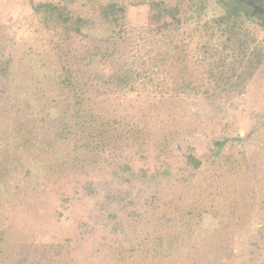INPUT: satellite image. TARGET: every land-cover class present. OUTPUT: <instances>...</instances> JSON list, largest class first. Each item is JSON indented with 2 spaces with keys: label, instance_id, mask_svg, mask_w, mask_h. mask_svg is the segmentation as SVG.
I'll list each match as a JSON object with an SVG mask.
<instances>
[{
  "label": "rangeland",
  "instance_id": "rangeland-1",
  "mask_svg": "<svg viewBox=\"0 0 264 264\" xmlns=\"http://www.w3.org/2000/svg\"><path fill=\"white\" fill-rule=\"evenodd\" d=\"M33 1L42 0H0V60L15 64L11 75L0 71V113L4 106L8 112L7 119L0 115V142H7V153L0 152V158L5 154L23 157L25 150L14 142V136L26 130L35 135L32 155L40 163V171L31 183L30 202H23L18 209L0 201V224L18 235L11 236L16 239L12 255L17 259L22 256L23 249L16 242L31 238L49 242L50 256L64 250L59 264H131L133 256L139 255L140 250L145 252L148 242L156 236H226L231 238L233 255L225 258L223 264H264V64L242 91L228 94L230 89L215 84L206 72L212 60L208 59L205 66L198 63L201 55L197 42L199 32L206 30L204 22L187 21L182 9L178 26L151 36L147 28L158 23L150 17L147 6L126 3L123 26L131 32V50L136 43L144 55L141 61L152 64L155 59L148 53L153 52L155 44L158 48L165 46L167 64H158L155 78L161 85L153 86L142 104H118L111 98H98L95 111L103 122L109 120L115 126L117 137L113 141L117 142L108 147L99 145L100 152L109 150V155L102 156H108L109 162L98 160L94 173L104 177L108 171L116 188L122 185L120 179H115L118 165L133 182H124L131 189V203L119 206L111 197L112 214L105 218L104 191L96 198L86 195V174L75 173L70 163H63L66 146L57 143L53 148L54 141L48 147L43 144L52 137L48 136L51 125L53 131L62 132L54 118L59 119L63 112H49L59 94L53 82L44 79L59 60L57 43L41 28L33 12ZM214 1L210 0L211 4ZM78 8L82 10L80 0L73 7ZM220 11L209 9L207 13ZM253 28L262 31L261 40L264 34L260 24L256 22ZM167 33L172 41L165 37ZM62 36L63 43H73L78 48L88 41L76 32L71 33V38ZM61 56V60H69ZM172 60L174 66L170 67ZM238 60L242 62L244 57ZM188 80H193L198 88L187 93L171 89L175 82ZM41 93L49 99L45 105L37 106L31 96ZM156 143H160L163 153L174 157L172 160H178L174 165L177 175L172 181L150 179L158 164ZM184 152L195 154L207 171L196 175L186 172L179 160ZM217 152L220 156L215 157ZM80 159V155L76 156L74 162ZM233 162L236 172L228 167ZM142 170L146 175L140 173ZM185 178H190L189 182L183 183ZM4 185L0 180V190ZM168 196H173L176 203L167 202ZM181 196L184 201L179 202ZM187 205L196 207L194 215L172 210V206L182 210ZM203 206L208 211L199 215ZM168 217L173 222L167 221ZM68 241L73 244L72 249H64ZM191 246V254H179L189 263L197 257V247L193 242ZM170 251L175 253L174 249ZM135 259L136 264H149L141 257ZM181 259L178 264H183Z\"/></svg>",
  "mask_w": 264,
  "mask_h": 264
},
{
  "label": "trees",
  "instance_id": "trees-1",
  "mask_svg": "<svg viewBox=\"0 0 264 264\" xmlns=\"http://www.w3.org/2000/svg\"><path fill=\"white\" fill-rule=\"evenodd\" d=\"M77 1L42 0L32 3L33 12L37 16L41 28L45 33H50L49 37L56 41V56L59 57L50 75L46 76L44 81L53 82L59 94V98L53 100L52 106L49 107V112L51 109L52 113L63 112L59 119L54 118L58 120L62 132L58 134L57 131H53V125H51L48 136L52 137L44 141L43 144L47 143L48 147L54 141L53 148L57 143L66 146L64 150L67 151V155L64 156L63 163H70L71 169L75 173L86 174L85 194L96 198L100 196L101 190L104 191L103 202L107 205L103 206L105 207L103 215L106 218L108 215L111 216L112 207H114L113 200H109L111 197H114V201L119 206L131 203L133 200V197H130L131 189H127L124 184L131 183L132 179L118 165L114 173L115 179L121 180L119 181L122 185L119 187H114V180L109 178L108 171L104 172V177L94 173V164L103 159V155H109V150L100 152L99 145L108 147L117 142L113 141L117 137V134L114 133L116 132L115 126L109 120L103 122L101 115L95 111L98 98L100 96L105 99L111 98L118 104H142L144 96L152 93V87L161 85L155 78L158 64L162 67L167 64L165 46L158 48L154 43L153 52L148 53L155 59L152 64L141 61L144 55L142 50L136 47V43L131 50L130 38L132 35L123 26L125 4L134 3L147 6L150 17L156 19L158 23L147 28L151 36L164 34L172 27L178 26L182 22L180 14L182 9L186 11L187 21L204 22L202 24L206 25V30L199 32V42H197L200 46L199 55H201L198 63L205 66L208 59L212 60L206 72L215 84L227 86L230 89L228 94L242 91L246 87V83L264 64V36L259 40V36L262 37V31L253 28L254 24L258 22L264 34V17L258 15L252 18L245 15L247 7L239 0H229L228 2L215 0L212 4L210 0H175L174 2L172 0H80L82 10H79L80 8L73 9ZM254 2L264 4V0H254ZM209 9L221 11L209 15L207 13ZM72 32L82 34L88 39L85 46L82 48L73 47V43L67 44L60 40L64 34L71 38ZM165 37L168 41H172L169 39L171 37L168 33ZM61 55L71 60L72 65L69 64V60H61ZM243 57L244 60L238 62V59L242 60ZM159 59L162 61H158ZM12 62L0 60V71L8 75L13 74L15 64ZM173 66L172 60L170 67ZM197 88L198 86L193 80H188L183 83L175 82L171 89L187 93L188 90ZM31 97L37 106L45 105L46 100L49 99L45 98L43 93ZM28 103L31 102L28 101ZM63 106L64 109H62ZM4 111L0 115L3 119H7L8 112H6L5 106ZM19 133L14 136V142L22 144V148L25 150L23 157H5V154L0 158V180L6 186L0 190V201L5 206L13 205L18 209H20L19 206H23V202L32 200L30 197L31 183L36 179L34 174L40 171V163H37L32 155L35 135L26 130H20ZM6 144V141L0 142V152L7 153L4 151ZM19 148L21 147L19 146ZM155 148L159 149V153L156 154L158 164L150 179L159 182L162 180L172 181L177 175L174 172V165L178 160L174 161L172 160L174 157L169 153H163L160 143H156ZM79 155L81 159L75 163L74 159ZM181 155L179 160L187 168L186 172L196 175V173L207 171L201 160L196 158L192 152H184ZM218 156H220L219 152L215 154V157ZM89 160L91 161L89 162ZM103 160L109 162V157L107 156ZM234 165L233 162L228 167L231 166L232 171L236 172ZM90 170L93 172L89 173ZM140 173L143 175L145 171L142 170ZM21 174L25 177H21ZM189 180L190 178H185L183 183H187ZM144 185L148 186L149 183L144 182ZM174 200L173 196L167 197V202L171 205L176 203ZM178 201H184L183 196L178 198ZM205 206L199 210V215L208 211L204 208ZM175 209L181 214L191 215L197 211L196 207L192 205H187L182 210L172 206V210ZM167 221L171 223L173 218L168 217ZM9 230L7 225L0 224V264H59L64 259L61 254L64 250L56 256H50L52 246L49 242H36L31 238H24L25 240L16 242L23 249L22 256L17 259V256L12 255L11 249L16 240L12 237L18 235L9 233ZM21 236H25V232H21ZM191 242L197 247L195 249L197 257L192 263H189L188 259H185L186 261L181 259L179 254L183 251L191 254L193 249ZM163 246L165 247L164 251H158ZM66 248L72 249L73 244L68 241L64 246V249ZM172 249L176 254H172L173 252L170 251ZM140 252L139 255L133 256L131 264H136L135 258L139 257L147 260L149 264H178L180 259L183 264H223L225 258L233 255L231 238L226 236H156L154 240L148 242V249L145 252L140 250ZM166 252L170 254H165ZM58 257L60 258L57 260ZM89 257L91 256L89 255Z\"/></svg>",
  "mask_w": 264,
  "mask_h": 264
},
{
  "label": "water",
  "instance_id": "water-1",
  "mask_svg": "<svg viewBox=\"0 0 264 264\" xmlns=\"http://www.w3.org/2000/svg\"><path fill=\"white\" fill-rule=\"evenodd\" d=\"M240 1L253 8V12L251 14L252 18L258 15H264V8L256 4L253 0H240Z\"/></svg>",
  "mask_w": 264,
  "mask_h": 264
},
{
  "label": "flooded vegetation",
  "instance_id": "flooded-vegetation-1",
  "mask_svg": "<svg viewBox=\"0 0 264 264\" xmlns=\"http://www.w3.org/2000/svg\"><path fill=\"white\" fill-rule=\"evenodd\" d=\"M240 1V0H239ZM254 1V0H253ZM241 2V1H240ZM242 4H244L246 7H247V10L245 11V15H248V16H251L252 12H253V8L246 5L245 3L241 2ZM256 3V2H255ZM260 6H262L264 8V4H259V3H256Z\"/></svg>",
  "mask_w": 264,
  "mask_h": 264
}]
</instances>
